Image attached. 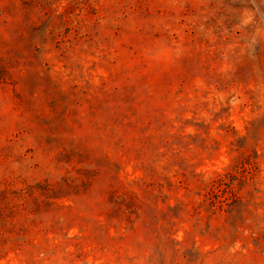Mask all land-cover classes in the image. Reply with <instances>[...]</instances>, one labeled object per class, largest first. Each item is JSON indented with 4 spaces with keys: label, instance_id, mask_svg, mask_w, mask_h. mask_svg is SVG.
<instances>
[{
    "label": "rangeland",
    "instance_id": "obj_1",
    "mask_svg": "<svg viewBox=\"0 0 264 264\" xmlns=\"http://www.w3.org/2000/svg\"><path fill=\"white\" fill-rule=\"evenodd\" d=\"M0 264H264V0H0Z\"/></svg>",
    "mask_w": 264,
    "mask_h": 264
}]
</instances>
